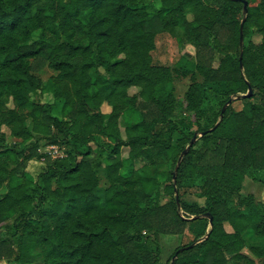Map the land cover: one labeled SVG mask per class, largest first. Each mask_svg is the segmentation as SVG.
Instances as JSON below:
<instances>
[{"label":"trees","instance_id":"16d2710c","mask_svg":"<svg viewBox=\"0 0 264 264\" xmlns=\"http://www.w3.org/2000/svg\"><path fill=\"white\" fill-rule=\"evenodd\" d=\"M245 1L240 46L243 0H159L154 13L146 0H0V262L264 264V202L243 192L250 169L264 172V0ZM177 31L194 59L154 63L157 34ZM248 35L260 38L244 45ZM174 72L203 80L178 99ZM211 90L217 111L204 107ZM198 220L194 241L161 263L150 237Z\"/></svg>","mask_w":264,"mask_h":264},{"label":"rangeland","instance_id":"374dc122","mask_svg":"<svg viewBox=\"0 0 264 264\" xmlns=\"http://www.w3.org/2000/svg\"><path fill=\"white\" fill-rule=\"evenodd\" d=\"M146 6L147 9L150 11V13H154L155 10L159 7L160 2L159 0H146ZM36 37V35L34 36ZM250 38L254 41L259 40L258 35H248L244 38V45L248 43ZM194 53L195 49L194 46L187 41L185 35L181 33L180 31H177L175 34L170 33H159L156 37V47L152 51V58L153 62L156 64H164L169 65L172 69L175 68L176 62L181 57H186L188 59L193 60L194 59ZM55 72L50 69L47 66H43V68L35 72V75L39 77L42 81H46L50 76L54 75ZM199 81L201 82L203 78L199 75L194 76H185L181 77L176 72H174L173 76V84H174V92L178 99H182L184 97V92L187 90L189 84L193 81ZM217 87V86H216ZM212 87L214 90H218V88ZM136 88H131L130 92H135ZM215 92L211 90V92L208 93L207 99L204 103V107H206L207 111H217L220 107V100L219 98L214 94ZM233 98L232 102L237 99L235 96H231ZM38 98L41 101L46 102H53V97L49 93H44L41 95H38ZM230 105V104H228ZM227 105V106H228ZM235 107H240V102L237 100L233 103ZM59 106L60 103L56 105V109L54 110L55 114H59ZM227 108V107H226ZM103 111H107L110 109L107 105L103 106ZM131 117L134 121L138 120V116L135 113H131ZM6 133H9L8 129L3 128ZM18 142L15 138H12L8 136V143ZM41 151H47V147H42ZM56 154V153H55ZM126 154V149H124V155ZM41 164L37 160L30 161L28 164V170L30 171H36L40 168ZM157 170L159 172L168 173L172 171V165L161 163L157 166ZM122 174H124L121 171ZM173 180V178H172ZM264 172L263 171H257L250 169L247 172V177L244 182V188L243 192L245 194L250 193L253 195L256 202H264ZM100 183L102 185L105 184L103 176H101ZM189 190V189H188ZM193 190H189L184 194L185 198L188 199H196V195L192 192ZM170 199V196L166 194L165 192H161V202H166ZM189 218H192V216H189ZM200 223V220L195 221L193 223H187L186 228L184 232L180 235H153L150 237L151 245L155 248H157L159 259L161 263H165L168 261L171 253L174 251V249L177 246H181L182 244H188L191 241H194L196 235V226L198 227ZM244 242L248 245H262V239L258 236L253 235L252 233H244L242 235ZM0 264H4L3 262H0Z\"/></svg>","mask_w":264,"mask_h":264},{"label":"water","instance_id":"95a60500","mask_svg":"<svg viewBox=\"0 0 264 264\" xmlns=\"http://www.w3.org/2000/svg\"><path fill=\"white\" fill-rule=\"evenodd\" d=\"M246 13H247V2H246L245 0H243V18H242V20H241V22H240V25H239V45H240V46L243 45V24H244V20H245ZM241 56H242V52H240V56H239L240 67H242ZM251 93H252V88H251V86H248V90H247L246 93H244V94H239V95L235 96V98L238 99V98H240V97H250V96H251ZM232 100H233V98L230 97V98H229V99L223 104L222 109H221V114H220V115H222V113L225 111L227 105L230 104V103L232 102ZM214 128H215V126L212 127L211 129H209V131H212ZM204 133H205V132H201V133H199V136L203 135ZM196 138H197V133H195V134L193 135L192 139H191L190 142H189V145H188L187 147H185V149L180 153L179 158H178V161H177V164H176V166H175V171H174V173H173V180H175V172H176V170H177V168H178V166H179V164H180V161H181L182 157H183V156L186 154V152L188 151L189 146H191V145L195 142ZM175 200H176L177 206L179 207V205H180V204H179V198H178V194H177L176 190H175ZM203 216H204V217H207V218L209 219V224L211 225V223H212V216H211V214H209V213H205V214H203ZM193 244H194V243H193ZM181 250H182V248L178 249L177 252H179V251H181ZM176 254H177V253H176ZM176 254L173 256L172 260L175 258Z\"/></svg>","mask_w":264,"mask_h":264},{"label":"built area","instance_id":"2783aa9c","mask_svg":"<svg viewBox=\"0 0 264 264\" xmlns=\"http://www.w3.org/2000/svg\"><path fill=\"white\" fill-rule=\"evenodd\" d=\"M44 152L52 156L53 158L62 155L61 151L56 146H48L47 151H44Z\"/></svg>","mask_w":264,"mask_h":264}]
</instances>
